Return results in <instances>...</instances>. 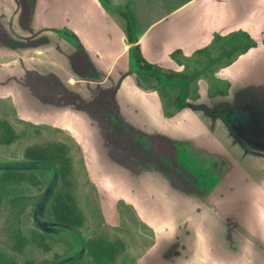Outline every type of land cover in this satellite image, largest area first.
Returning a JSON list of instances; mask_svg holds the SVG:
<instances>
[{
  "label": "rangeland",
  "instance_id": "rangeland-1",
  "mask_svg": "<svg viewBox=\"0 0 264 264\" xmlns=\"http://www.w3.org/2000/svg\"><path fill=\"white\" fill-rule=\"evenodd\" d=\"M110 1L140 31L176 11L171 22L188 27L170 31H179L172 40L185 44L186 57L171 60L163 34L161 50L150 57L164 69L193 73L187 102L214 113L205 116L181 101L174 104L181 85L159 87L131 66L124 75L99 68L72 36L35 20L34 0H0V119L18 135L11 144H0V165L24 161L29 145L66 143L84 217L78 229L52 220L50 188L39 202L52 171L34 165L42 188L5 206L0 249L12 251L29 219L51 248L42 254L25 244L13 252L19 264H86L83 241L95 236L123 241L116 264H264V149L235 142L222 120L264 110V0H233L225 17L212 5L201 14V0ZM48 3L55 12L71 13L81 30L94 31L95 40L98 34L108 38L90 0ZM109 14L124 27L116 8ZM219 22L243 29L258 50L218 67L210 63L214 47L209 55L194 54L215 35L236 31L206 36L220 30ZM33 210L43 225L32 218Z\"/></svg>",
  "mask_w": 264,
  "mask_h": 264
},
{
  "label": "trees",
  "instance_id": "trees-1",
  "mask_svg": "<svg viewBox=\"0 0 264 264\" xmlns=\"http://www.w3.org/2000/svg\"><path fill=\"white\" fill-rule=\"evenodd\" d=\"M99 2L106 9L116 8L125 21L129 66L131 68L146 78L156 81L159 87L162 84L172 83L181 85L174 99H171L174 104L177 101H181L192 106V108L202 111L205 116H210V113H214L206 105L187 102L188 84L194 77L193 73L164 69L148 61L141 52L138 35L130 16L120 7L112 6L110 0H99ZM74 39L78 47L81 48L77 38L74 37ZM217 40L219 43H217L218 46L216 48L213 44L217 45ZM255 46L256 42L247 32L238 30L227 35H215L209 46L199 48L193 53L209 55V49L214 47L216 54H213L210 63H215V67H218L223 64H231L239 55ZM180 57L185 58L180 49H176L171 53V58L176 62L180 63ZM219 94L224 96L222 91H219ZM222 120L235 142L242 144L245 141L252 145L254 144L260 149H264V132H262L264 131V110L249 109L245 112L234 113L232 117H223ZM17 138L18 135L9 122L6 119H0V144L9 145ZM255 154L261 153L255 152ZM23 157L24 161L22 162L0 165V217L5 206H14L17 202L27 198L33 190L42 188L43 182L34 170V165H40L45 169L51 170L53 176L50 186L41 193L39 202L46 197L50 188L48 194L50 201L49 213L52 220L58 225L68 228H80L83 225L84 217L78 204V185L73 177V164L68 145L58 141L32 144L23 150ZM33 213L34 210L31 216L32 218L34 217L35 222L43 225L44 223L39 222ZM25 244L36 248L42 254H46L51 248L49 243H47L46 236L35 226L31 225L29 219H27L22 226L17 245L11 248L12 251L8 252L0 249V264H19L13 252L19 251ZM82 246L86 254V264H116L115 258L124 249L122 240H110L102 236L87 238L83 241ZM26 264H30V262Z\"/></svg>",
  "mask_w": 264,
  "mask_h": 264
},
{
  "label": "crops",
  "instance_id": "crops-1",
  "mask_svg": "<svg viewBox=\"0 0 264 264\" xmlns=\"http://www.w3.org/2000/svg\"><path fill=\"white\" fill-rule=\"evenodd\" d=\"M90 1L93 3L94 7H96L97 10L99 11L100 20L104 23L106 27V31L108 32V38L105 37L104 35H100L97 33L99 41L101 43L94 39V33H95L94 31H91L90 29L88 31L81 30L78 27V25H76V19L71 13H69L68 11H63V10L55 12L53 8L49 5L48 0H34V11H33L34 16L33 17L35 18V20L39 21V23L43 24L47 28L62 29L60 31L65 32L66 34H68L69 37L72 36L74 42H75L74 37H76L81 46L80 51L86 56L88 60H90L91 62H94L99 68L103 69L104 71L106 70L108 72H111V73L112 72L119 73L123 71L120 73V75H124L126 74V71L129 67L128 44L126 42L125 24L123 27L118 22L117 19L112 20L109 16L110 15L109 9L104 8V6L99 2V0H96V1L90 0ZM233 4H234L233 0H201L199 2L198 11H200L202 14L205 11V9H208L209 6L212 5L213 7H217V10L221 13V15L225 17L228 14L229 9H231V6ZM195 11L196 10H193L191 12L195 14V17L197 19L198 14ZM173 13L175 14L176 11L166 12L164 14L165 16L163 17V19L158 20L159 23H157L156 25L153 24L151 28L146 26V28L142 31L136 30L137 35H138V42H139L143 56L148 61L155 63L157 65H159L158 62L154 61L150 56L151 55L157 56V52L161 50V45H160L161 39L159 40L161 34H163L162 36L164 38V40L161 42H164L166 44V49H163V50H166L167 54L169 53L168 55L169 58H171V53L176 49H180L183 55L186 57V55L184 54V48H183L185 44L180 41L172 40V35L174 34L175 36L177 33H179V31L171 32L170 29L172 30L177 25H180L184 30V28L188 26L185 25L184 21H180V20L171 22L170 17ZM223 22L218 23V24L222 23L221 26L218 27L220 28V30L213 29L210 32H208L206 36H208L212 32H217V31H224L225 33H227L232 30H236V31L243 30L241 28L230 29L229 28L230 26L229 25L224 26ZM158 26H162V27L160 28V30H157L155 33L152 34L150 30H153L154 28ZM222 26L226 28L223 29ZM57 29H54V30L59 31ZM256 30L257 29H254V31ZM261 32L264 37V25L261 27ZM167 37L170 38L171 40L170 41L167 40ZM114 48L116 52H114L113 54H108L105 51V49H114ZM255 49L258 50V46L250 48L247 52L239 55V58L244 56L245 54H250V52H252ZM105 54H107L106 62L102 64V61H104V58H105L104 57ZM37 55L39 57V54ZM109 55L110 57H108ZM171 60L173 59L171 58Z\"/></svg>",
  "mask_w": 264,
  "mask_h": 264
}]
</instances>
